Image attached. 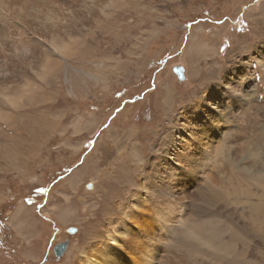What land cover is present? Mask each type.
I'll return each mask as SVG.
<instances>
[{"label":"rangeland","instance_id":"1","mask_svg":"<svg viewBox=\"0 0 264 264\" xmlns=\"http://www.w3.org/2000/svg\"><path fill=\"white\" fill-rule=\"evenodd\" d=\"M37 1L0 0V264H79L125 215L112 264H264V0Z\"/></svg>","mask_w":264,"mask_h":264},{"label":"bare ground","instance_id":"2","mask_svg":"<svg viewBox=\"0 0 264 264\" xmlns=\"http://www.w3.org/2000/svg\"><path fill=\"white\" fill-rule=\"evenodd\" d=\"M21 3V5L19 6V4ZM40 2H38L37 0H26L24 2V0H21L19 2V0H13V2L11 3V6L9 8H7L6 10V14H8L7 12L10 11L12 9V7H19L21 9V15L19 17V20H17L21 26L20 28L24 27H28L31 28V26H41L43 24H45V19L47 18V14L43 11L42 6L39 4ZM42 4V3H41ZM27 6V7H26ZM58 9V8H57ZM63 9V8H61ZM67 9V8H66ZM68 10V9H67ZM69 11V10H68ZM44 12V13H43ZM76 13V12H75ZM49 14V13H48ZM53 14V13H52ZM14 14H11V16ZM57 15V14H56ZM54 15V16H56ZM52 16V15H49ZM53 16V17H54ZM62 16V15H61ZM46 17V18H45ZM52 17V18H53ZM51 18V17H50ZM58 18V16H57ZM60 19V18H58ZM63 19V17H62ZM73 19V18H72ZM47 21V20H46ZM74 21V20H73ZM60 22V21H59ZM58 23V21L56 22V24ZM67 23V22H66ZM41 24V25H40ZM60 24V23H59ZM46 25V24H45ZM69 27L70 24H68ZM48 26V25H47ZM51 26V25H50ZM54 26V25H53ZM49 27V26H48ZM65 27V26H64ZM43 28H45V26H43ZM38 28H35V30H37ZM51 29V27H50ZM59 29V28H58ZM34 30V29H33ZM54 30V29H53ZM66 30V29H65ZM68 30V29H67ZM56 31V30H55ZM58 31V30H57ZM54 32V31H53ZM59 32V31H58ZM74 32V31H72ZM36 38V37H34ZM39 38V35H38ZM54 42V40H53ZM54 45L56 43H53ZM57 46V44H56ZM59 47V45H58ZM61 47V46H60ZM27 48V47H26ZM57 49V48H56ZM61 48H59L60 50ZM29 50V49H28ZM212 89V88H211ZM211 89L209 91H207V93L205 94V97H212L214 96L215 93L211 92ZM205 100V99H204ZM9 101V100H8ZM203 102V101H202ZM200 103V102H199ZM13 105V104H11ZM218 106V105H217ZM216 108V107H215ZM218 111H220V109H218ZM219 114H222L221 112H219ZM213 122L215 123L214 126H216L217 122L213 119ZM215 129L218 127H214ZM206 135V134H205ZM210 137H208V139H214L215 136H218L219 138V134H212L209 135ZM217 138V139H218ZM176 142V141H175ZM218 146V145H217ZM217 148V147H216ZM207 152L205 153V155L208 153V149H206ZM212 150V149H211ZM220 151V150H219ZM221 153V152H220ZM208 157V156H207ZM264 163V160H261ZM264 166V164H263ZM245 179V178H244ZM238 180V179H237ZM240 184V183H239ZM244 186V185H243ZM87 187V186H86ZM93 187V183L90 182L88 184V189H92ZM167 188V187H166ZM171 188V187H170ZM247 188V187H246ZM249 188V187H248ZM168 191V190H167ZM237 191V190H236ZM172 192V191H171ZM173 193V192H172ZM234 193V192H233ZM238 193V192H237ZM243 193V192H242ZM246 193V192H245ZM239 195V194H238ZM243 195V194H242ZM251 195V194H250ZM172 198V196H171ZM170 199V198H169ZM264 200V197H263ZM173 207L176 208V206L174 205H169L168 207ZM263 206H264V201H263ZM264 208V207H263ZM157 218H159L161 220L162 223H167L169 221L166 220H171V216L170 214H167L164 209H157ZM128 219L129 216L125 215L124 218H122L120 221L117 220L116 223L118 224L117 228L113 227V230H109L107 231V234L102 236L99 235L98 240L100 241V243H97L96 246H91L87 249H84L81 253V259L79 264H112L110 259L107 256V252L109 249H111L112 247L114 249H116L114 246L116 245H120L121 247L123 246L124 243H121V239L125 240L123 238V236H127L128 234V229H129V223H128ZM130 222V219H129ZM142 233H147V230L142 227ZM123 232H125L126 234H123ZM128 237V236H127ZM131 237V236H130ZM127 248V245L124 244ZM130 255L132 258V261L134 262V264H151L152 262H154V254H153V250L149 253V257L146 258L144 256L143 257H137L136 254L133 253V250L137 251V247H130ZM156 252V251H155ZM139 253H142L141 249L139 248Z\"/></svg>","mask_w":264,"mask_h":264},{"label":"snow or ice","instance_id":"3","mask_svg":"<svg viewBox=\"0 0 264 264\" xmlns=\"http://www.w3.org/2000/svg\"><path fill=\"white\" fill-rule=\"evenodd\" d=\"M52 51L59 52V49H53ZM208 111L211 113V116L213 118L218 117L217 111L211 106H209ZM189 131L194 132L196 135L200 134L199 132L196 131L195 128H192ZM184 135L187 137V140L186 141L185 140L176 141L174 149L171 152L173 159L166 161L168 165V172L172 175L186 172L187 169L195 163V161L192 160L193 153L191 152V145L195 143V139L192 135H188L187 133H185ZM260 156H261V159L264 160V149L261 150ZM41 191H44V190H41ZM120 242L126 244L127 246H132V244L134 243V240L133 239H129V240L121 239Z\"/></svg>","mask_w":264,"mask_h":264},{"label":"water","instance_id":"4","mask_svg":"<svg viewBox=\"0 0 264 264\" xmlns=\"http://www.w3.org/2000/svg\"><path fill=\"white\" fill-rule=\"evenodd\" d=\"M67 248V242L59 244L56 248H55V254L57 256H60L64 253L65 249Z\"/></svg>","mask_w":264,"mask_h":264}]
</instances>
